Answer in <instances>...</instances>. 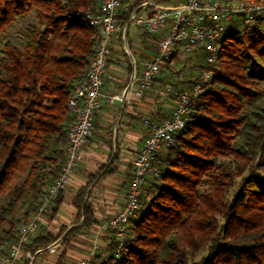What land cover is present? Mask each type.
I'll list each match as a JSON object with an SVG mask.
<instances>
[{
  "label": "trees",
  "instance_id": "obj_1",
  "mask_svg": "<svg viewBox=\"0 0 264 264\" xmlns=\"http://www.w3.org/2000/svg\"><path fill=\"white\" fill-rule=\"evenodd\" d=\"M101 2L0 0V243L16 239L65 157L68 99L98 38L86 17ZM136 4L121 2L127 7L117 17L120 30ZM161 33L142 36L156 44ZM217 45L210 80L190 103L173 144L162 146L164 157L141 188L124 244L115 255L111 238L110 256L96 257L100 264H264V19H236ZM177 51L163 68L171 67ZM84 193L74 199L80 226L30 238L33 262L48 247L94 227ZM60 200L61 193L50 210Z\"/></svg>",
  "mask_w": 264,
  "mask_h": 264
},
{
  "label": "built area",
  "instance_id": "obj_2",
  "mask_svg": "<svg viewBox=\"0 0 264 264\" xmlns=\"http://www.w3.org/2000/svg\"><path fill=\"white\" fill-rule=\"evenodd\" d=\"M121 1L102 0L95 12L86 17L89 25L96 28L98 38L87 70L74 83L68 99L72 122L67 130L65 157L53 180L40 194L36 210L26 223L19 226L16 239L11 243H0V264H22L23 261L34 264L33 249L27 248L29 240L37 233L41 218L48 214L54 200L80 167L84 143L94 130V116L103 103L119 101L124 104L131 97L143 98L174 49L186 54L202 50L206 55V63L212 65L217 59V41L236 19L243 24L264 19V4L225 3L222 0H183L175 4L156 5L151 14L132 12L128 21L141 26L146 34L162 33L156 41L155 53L142 64L137 74L130 75L125 87L118 93L103 96V76L108 65L110 46L121 31L117 19ZM210 77L211 71L203 70L199 78L185 88L165 85V89L174 97L175 106L168 116L159 121L143 120L149 131L132 160L122 206L103 223L110 239L103 246L94 243L87 257L71 264H90L97 256L109 257L111 238L116 242L114 254L117 255L127 238L128 222L139 208L141 188L151 176L156 175L153 166L155 153L163 145L171 144L174 134L184 127L190 103L202 93ZM49 251L53 252L54 248Z\"/></svg>",
  "mask_w": 264,
  "mask_h": 264
},
{
  "label": "crops",
  "instance_id": "obj_3",
  "mask_svg": "<svg viewBox=\"0 0 264 264\" xmlns=\"http://www.w3.org/2000/svg\"><path fill=\"white\" fill-rule=\"evenodd\" d=\"M123 1L125 5L137 2L132 12L151 14L156 5L175 4L183 0ZM126 7L120 6L117 17H120ZM118 21L120 23V19ZM130 26L132 29L129 31ZM126 33L131 49L125 43ZM143 33L145 31L141 26L127 20L120 33L113 38L109 62L103 76V96L120 92L128 77L133 73L137 74L142 64L155 53V44L144 38ZM132 39H135V43ZM166 84L169 83L161 81L158 76L149 92L141 99L131 97L124 104L119 101L103 103L94 116V130L84 143L80 167L62 191L55 212L49 210L41 218L37 232L42 235L56 234L61 228L68 232L71 228L80 226L83 221L82 212L79 213L74 206V199L80 190H85L83 202L89 206L96 224L71 237L66 244L59 243L48 247L47 252L39 256L34 264H58L60 261L61 264H71L77 259L87 257L94 243L106 245L111 236L103 228V223L122 206L132 160L149 131L143 120L159 121L168 116L175 106L174 97L165 89ZM108 166L112 167L113 173L104 176H101L102 172L98 174L102 167ZM93 176H96L94 180ZM50 248H54V251L50 252Z\"/></svg>",
  "mask_w": 264,
  "mask_h": 264
},
{
  "label": "rangeland",
  "instance_id": "obj_4",
  "mask_svg": "<svg viewBox=\"0 0 264 264\" xmlns=\"http://www.w3.org/2000/svg\"><path fill=\"white\" fill-rule=\"evenodd\" d=\"M125 3V1H121ZM120 8V6H119ZM118 8V9H119ZM118 11V10H117ZM119 22V21H118ZM20 29V24L15 27V30H9L8 31V37L12 38L17 30ZM132 29V26L129 27V31ZM2 37L0 38V48L2 47ZM133 43H135V39H132ZM137 41V40H136ZM206 55L202 53L200 50L193 52V53H182V52H176L175 57L173 59V65L171 67H168L167 69L162 68L159 75L160 80L164 82H168L169 85H177L180 86L181 83H185L187 81H195L199 78L201 75V71L203 70H209L212 65H208L206 63ZM201 69V70H200ZM260 87L264 90V82H259ZM185 87V86H184ZM173 141L171 144L172 145ZM164 149L161 147L160 150L155 153L153 158V166L156 170L158 169V160H161L164 157ZM24 209L20 211L23 212ZM103 246V245H102ZM101 259L94 258L91 260L90 264H100Z\"/></svg>",
  "mask_w": 264,
  "mask_h": 264
}]
</instances>
